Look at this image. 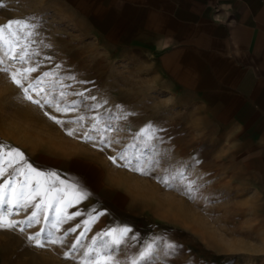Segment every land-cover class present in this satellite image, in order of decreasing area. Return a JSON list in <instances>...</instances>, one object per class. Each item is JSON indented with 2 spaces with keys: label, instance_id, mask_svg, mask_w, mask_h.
<instances>
[{
  "label": "rangeland",
  "instance_id": "rangeland-1",
  "mask_svg": "<svg viewBox=\"0 0 264 264\" xmlns=\"http://www.w3.org/2000/svg\"><path fill=\"white\" fill-rule=\"evenodd\" d=\"M83 5L86 0H0V25L14 19L41 18L28 41L29 51L37 54L23 64L5 58V64L0 65L9 68L8 73L0 71V145L7 146L5 153L12 148L23 151L27 163L55 171L60 179L71 182L74 177L83 178L92 193L89 199L67 209L68 213L82 214L56 232L61 236L66 229H77L63 246L37 249L26 243L28 234L49 227L51 221L45 224L42 216L41 223L23 235L0 230V264H79L84 249L67 259L63 253L81 232H85L82 244L86 246L98 233L123 225L134 228L139 242L121 246L114 255L122 261L135 256L144 242L166 236L183 247L177 256L160 255L155 264H264V201L247 179V159L242 150L235 143L215 140L216 128L201 117L200 111L167 91L141 55L121 54L105 45L84 20ZM24 43L16 48L17 55ZM28 67L36 71L22 81L25 87L36 78L43 81V92L29 91L33 99L43 104L47 95L60 101L63 91L65 103L80 101L79 106L57 112L50 105L41 108L24 99L11 73ZM45 72L49 76L44 77ZM78 92L107 103L89 111L87 105L96 101H85L76 95ZM117 105L130 114L127 119L115 120L103 136L91 131L94 139L85 140L84 133L94 122L92 117L99 113L107 121L119 116ZM81 115L85 120L74 123ZM52 116L63 123L57 124ZM149 124L163 129L159 133L162 143L136 139ZM69 129H76L75 135L69 136ZM141 149L146 157L160 160L148 174L131 170L119 159L125 150L132 157ZM109 157H117L116 162ZM4 160L0 184L12 179L17 184L22 182L23 176L10 174L24 162L9 167L6 157ZM165 169L182 170L195 181V198H190L179 183L174 182L173 187L161 183L158 177ZM94 206L107 213L85 225L89 219L86 210ZM32 210L14 212L11 219L23 220ZM48 215L54 217V209Z\"/></svg>",
  "mask_w": 264,
  "mask_h": 264
},
{
  "label": "crops",
  "instance_id": "crops-1",
  "mask_svg": "<svg viewBox=\"0 0 264 264\" xmlns=\"http://www.w3.org/2000/svg\"><path fill=\"white\" fill-rule=\"evenodd\" d=\"M83 6L84 20L105 45L141 55L167 91L216 128L215 140L242 150L247 179L264 201V0Z\"/></svg>",
  "mask_w": 264,
  "mask_h": 264
},
{
  "label": "snow or ice",
  "instance_id": "snow-or-ice-1",
  "mask_svg": "<svg viewBox=\"0 0 264 264\" xmlns=\"http://www.w3.org/2000/svg\"><path fill=\"white\" fill-rule=\"evenodd\" d=\"M40 23L41 18L33 17L9 20L4 25H0V51L3 52V56H0V65L5 64V58L18 59L23 64L32 55L37 54L29 51L28 41L35 35V30L39 27ZM6 33L8 34L7 36ZM21 41L25 42L24 47L20 48V52L17 55L16 48L19 47ZM0 71L8 73L9 68L6 66L0 67ZM35 71V67H28L24 68L22 72L17 69L11 73V80L18 88L22 89L24 99L39 105L41 108L45 104L50 105L57 112L66 113L75 110L79 106L80 101H72L70 104L65 103L66 93L63 91L59 94L61 97L60 101H57L55 97L49 99L47 95L44 97L43 104L40 100L33 99L29 91L36 90L38 94L43 92L44 89L41 88V84L43 83L42 79L36 78L33 82L28 83L26 87L22 81L27 80L29 74ZM43 75L47 77L49 73L45 72ZM71 78L75 79V77ZM76 95L83 97L85 101H96V103L87 105L89 111H95L107 103L106 100L97 101L95 96H85L83 92H78ZM116 109L121 114L107 121L102 120L99 113L92 117L94 122L89 131L84 133V139H94L90 135L91 131L99 132L103 136L105 130L113 128L115 120L127 119V116L130 115L124 113L120 105H117ZM45 115H48V113H45ZM109 115L111 116V110H109ZM50 118L57 124L63 123L55 116ZM84 120L85 117L81 115L73 122L79 124ZM101 124L104 125L103 128ZM162 131L163 129L149 124L147 127L141 129L136 139L139 140L143 137L149 143L152 141L162 143L163 138L159 135ZM75 132L76 129H69L67 134L73 136ZM103 142L104 140L101 139V143ZM5 147L7 146L0 145V176L4 175V157L7 156L9 158V167H12L18 161H24L23 167L19 169L13 168V173L10 174L23 176L24 179L19 184L16 183L15 179L5 180L3 184H0V230L19 231L23 235L26 229L39 225L42 216L45 224H49V221H51L49 227H40L35 233L28 234L26 236V243L37 249H44L49 245L63 246L66 243L67 236L70 233H75L77 229L75 227L66 229L61 236H57L56 232L60 231L61 225L73 219L75 216L82 214L81 212L68 213L67 209L72 207L73 204H79L91 197L92 193L88 189L87 184L81 177H74L71 182L60 179L58 173L55 171L41 170L27 163L24 158V153L19 149L12 148L5 153L3 151ZM132 147H135V145H132ZM109 159L115 163L117 157H109ZM119 159L125 161L126 167H130L131 170L141 172L142 174H148L153 167L159 166L160 164V160L156 156L151 158L146 157L142 149L132 157H129L127 150H125L119 154ZM164 171L165 174L158 177L161 183L167 187H173L174 182L179 183L190 198H195L198 186L184 171L176 169L171 171L165 169ZM33 180H35V187H33ZM37 197L41 199L38 203H34ZM30 208L33 210L25 219L19 221L11 219L14 212L18 214L19 211H27ZM50 209H54L55 212L52 218L48 215ZM106 213L107 210H101L95 206L86 210L89 219L84 222L85 225L94 222ZM84 236L85 232H81L75 238V241L70 244L69 250L63 253L64 258H71L73 252L84 249L79 264H155V260L160 255L164 258L177 256L183 247L175 241L169 240L166 236L153 237L150 241L144 242L143 246L138 250V253L131 257L130 260L122 261L114 255L120 250L121 246L127 245L131 247L133 242H139L132 226L123 225L104 230L94 236L91 239V243L86 246L82 244Z\"/></svg>",
  "mask_w": 264,
  "mask_h": 264
},
{
  "label": "built area",
  "instance_id": "built-area-1",
  "mask_svg": "<svg viewBox=\"0 0 264 264\" xmlns=\"http://www.w3.org/2000/svg\"><path fill=\"white\" fill-rule=\"evenodd\" d=\"M2 141V137H1V135H0V142Z\"/></svg>",
  "mask_w": 264,
  "mask_h": 264
}]
</instances>
